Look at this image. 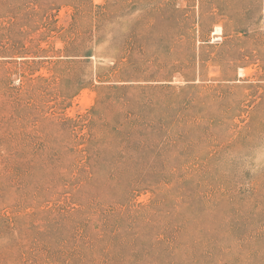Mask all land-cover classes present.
<instances>
[{
    "label": "rangeland",
    "instance_id": "1",
    "mask_svg": "<svg viewBox=\"0 0 264 264\" xmlns=\"http://www.w3.org/2000/svg\"><path fill=\"white\" fill-rule=\"evenodd\" d=\"M0 264H264V0H0Z\"/></svg>",
    "mask_w": 264,
    "mask_h": 264
}]
</instances>
